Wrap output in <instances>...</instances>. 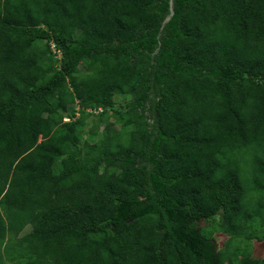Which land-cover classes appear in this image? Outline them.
Instances as JSON below:
<instances>
[{"label":"trees","instance_id":"1","mask_svg":"<svg viewBox=\"0 0 264 264\" xmlns=\"http://www.w3.org/2000/svg\"><path fill=\"white\" fill-rule=\"evenodd\" d=\"M169 14L0 0V264H264V0Z\"/></svg>","mask_w":264,"mask_h":264},{"label":"rangeland","instance_id":"2","mask_svg":"<svg viewBox=\"0 0 264 264\" xmlns=\"http://www.w3.org/2000/svg\"><path fill=\"white\" fill-rule=\"evenodd\" d=\"M251 168L248 167L246 168L245 172L248 173V175L250 176L251 174ZM217 238V244L218 247H223L224 241L227 239V236L219 233L216 235ZM253 254L256 258H262L264 257V240L263 241H258V240H254L253 242ZM250 248V247H249Z\"/></svg>","mask_w":264,"mask_h":264},{"label":"water","instance_id":"3","mask_svg":"<svg viewBox=\"0 0 264 264\" xmlns=\"http://www.w3.org/2000/svg\"><path fill=\"white\" fill-rule=\"evenodd\" d=\"M173 15H174V0H170V14L165 19L164 24L169 22L171 20V18L173 17Z\"/></svg>","mask_w":264,"mask_h":264}]
</instances>
